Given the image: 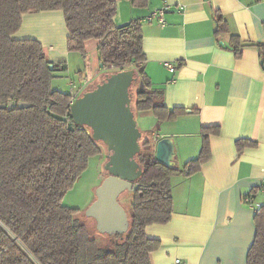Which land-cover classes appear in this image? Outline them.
Segmentation results:
<instances>
[{"label": "crops", "instance_id": "1", "mask_svg": "<svg viewBox=\"0 0 264 264\" xmlns=\"http://www.w3.org/2000/svg\"><path fill=\"white\" fill-rule=\"evenodd\" d=\"M114 1L117 26L172 6L164 27L142 22L143 66L153 89L163 92L165 105L185 112L163 122L140 114L148 132L142 140H150L152 148L138 155L139 163H154L156 143L170 138L174 167L182 169L199 156L204 129H219L210 136L212 156L200 171L171 177L172 218L146 228V236L159 241L151 263L247 264L256 210L243 198L253 194L264 206V0H146L142 6ZM217 15L226 20L227 33L217 35ZM69 35L64 13L57 10L24 14L13 38L37 40L49 62L66 64L52 86L75 100L111 72L100 60L99 40L85 42L83 55L68 49ZM232 36L239 39L240 57L231 46ZM238 140L248 144L239 149ZM106 155L97 157L103 161Z\"/></svg>", "mask_w": 264, "mask_h": 264}, {"label": "trees", "instance_id": "2", "mask_svg": "<svg viewBox=\"0 0 264 264\" xmlns=\"http://www.w3.org/2000/svg\"><path fill=\"white\" fill-rule=\"evenodd\" d=\"M131 1L142 6L146 0ZM57 10L65 16L70 51L84 55L85 42L99 40L100 60L111 73L135 71V114L150 113L163 122L185 112L168 108L163 92L153 89L143 66L142 23L117 26L114 0H0V105L13 104L0 110V264H152L150 255L159 241L149 239L146 228L172 218L171 177L200 171L212 156L210 136L219 129H204L199 156L182 169L157 161L141 164L143 174L127 211L129 230L106 235L108 245L102 249L75 221L79 210L63 204L90 159L103 153L101 145L89 128L72 119L73 96L52 86L66 64L49 62L37 40L13 38L24 14ZM216 22L217 35L228 32L224 17L217 15ZM231 46L240 57L238 37L232 36ZM21 102L27 107L15 106ZM141 144L142 152L152 148L150 140ZM247 144L237 141L239 149ZM255 223L247 264H264V206L256 210Z\"/></svg>", "mask_w": 264, "mask_h": 264}, {"label": "water", "instance_id": "3", "mask_svg": "<svg viewBox=\"0 0 264 264\" xmlns=\"http://www.w3.org/2000/svg\"><path fill=\"white\" fill-rule=\"evenodd\" d=\"M54 69V65H50ZM138 84L135 71L125 70L105 75L101 83L84 92L71 104L75 124L87 127L95 141L107 150L106 176L96 188L95 200L87 208L86 216L93 219L99 233L108 236L125 234L129 230V214L119 199L125 192H133L143 168L137 160L142 152L143 133L133 110L131 89ZM142 89V85L140 86ZM27 107L24 103L15 105ZM11 109L12 103L0 105ZM175 148L170 138L156 143V161L174 167Z\"/></svg>", "mask_w": 264, "mask_h": 264}, {"label": "rangeland", "instance_id": "4", "mask_svg": "<svg viewBox=\"0 0 264 264\" xmlns=\"http://www.w3.org/2000/svg\"><path fill=\"white\" fill-rule=\"evenodd\" d=\"M76 72L77 69H74L73 74ZM62 84V87L64 86L63 89L66 90V82H62ZM132 92H136L135 88L132 89ZM134 105L135 102L133 100V106ZM140 114L141 113L136 112L135 118L137 122H139V127L143 134L148 135L147 130L142 126V124H140ZM149 129H151V127H149ZM100 145L103 153L107 152L106 147L102 143H100ZM104 159H106V157H104ZM104 159L102 161V158L97 156L90 159L87 170L81 175L75 186L66 194L63 202L66 207L79 210V213L75 216V221L87 228L90 236L97 240L102 249H106L109 237L97 231L95 221L86 216V210L95 200L96 188L101 181V178L106 175V162ZM132 197L133 192L128 191L123 193L119 199L126 211L130 208Z\"/></svg>", "mask_w": 264, "mask_h": 264}, {"label": "built area", "instance_id": "5", "mask_svg": "<svg viewBox=\"0 0 264 264\" xmlns=\"http://www.w3.org/2000/svg\"><path fill=\"white\" fill-rule=\"evenodd\" d=\"M172 6L171 5H165L163 8L156 10L154 12H152L151 14H149L147 17H145L144 19H142V22H146V23H158L161 26H165L166 25V15L171 11ZM165 65L167 66V68L171 71L174 72L175 71V67L173 64L166 62ZM74 101V100H73ZM72 101V102H73ZM261 191L264 192V179L262 181V185L260 187ZM243 202L248 205L249 207L257 210L259 209L261 206L260 204H258L256 202V198L253 194H249L244 196L243 198ZM175 264H186L184 261L177 259Z\"/></svg>", "mask_w": 264, "mask_h": 264}, {"label": "flooded vegetation", "instance_id": "6", "mask_svg": "<svg viewBox=\"0 0 264 264\" xmlns=\"http://www.w3.org/2000/svg\"><path fill=\"white\" fill-rule=\"evenodd\" d=\"M106 175H107V173H106ZM106 175H105V176H106Z\"/></svg>", "mask_w": 264, "mask_h": 264}]
</instances>
